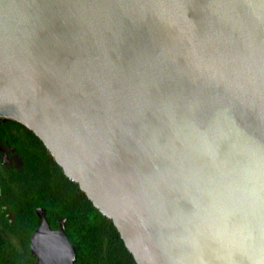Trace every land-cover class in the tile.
Returning <instances> with one entry per match:
<instances>
[{
	"label": "water",
	"instance_id": "obj_1",
	"mask_svg": "<svg viewBox=\"0 0 264 264\" xmlns=\"http://www.w3.org/2000/svg\"><path fill=\"white\" fill-rule=\"evenodd\" d=\"M0 118L137 264H264V0H0ZM37 215L38 264H74Z\"/></svg>",
	"mask_w": 264,
	"mask_h": 264
},
{
	"label": "trees",
	"instance_id": "obj_2",
	"mask_svg": "<svg viewBox=\"0 0 264 264\" xmlns=\"http://www.w3.org/2000/svg\"><path fill=\"white\" fill-rule=\"evenodd\" d=\"M46 152L44 148L50 167L38 168L35 160L28 159L24 175L7 177L2 185L0 264H38L30 250V238L41 223L39 207L45 209L53 229L60 227L62 217L66 218V235L77 254L74 264H137L113 222Z\"/></svg>",
	"mask_w": 264,
	"mask_h": 264
},
{
	"label": "flooded vegetation",
	"instance_id": "obj_3",
	"mask_svg": "<svg viewBox=\"0 0 264 264\" xmlns=\"http://www.w3.org/2000/svg\"><path fill=\"white\" fill-rule=\"evenodd\" d=\"M19 125L0 118V197L3 195L5 178L24 175L29 167L28 159L35 160L37 167H50L48 157L44 154V148L47 149L43 142L31 130ZM46 154L50 155L48 150ZM3 208L6 209V206Z\"/></svg>",
	"mask_w": 264,
	"mask_h": 264
}]
</instances>
